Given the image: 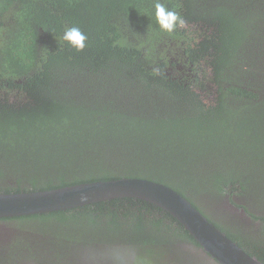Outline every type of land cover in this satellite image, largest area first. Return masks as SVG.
Segmentation results:
<instances>
[{"label": "trees", "instance_id": "1", "mask_svg": "<svg viewBox=\"0 0 264 264\" xmlns=\"http://www.w3.org/2000/svg\"><path fill=\"white\" fill-rule=\"evenodd\" d=\"M156 2L0 0V193L129 177L185 197L195 177L246 191L244 177L260 175L264 16L252 19L264 3L159 0L186 22L169 33ZM242 6L252 10L243 23L230 12ZM73 26L88 36L83 51L62 40ZM137 203L2 220L83 211L91 224L110 223L135 215Z\"/></svg>", "mask_w": 264, "mask_h": 264}, {"label": "flooded vegetation", "instance_id": "2", "mask_svg": "<svg viewBox=\"0 0 264 264\" xmlns=\"http://www.w3.org/2000/svg\"><path fill=\"white\" fill-rule=\"evenodd\" d=\"M258 172L244 177L255 183L254 189L264 179V169ZM218 184L210 187L211 198L185 197L244 253L264 264V213L256 209L247 187L244 191ZM133 210L135 215L101 224L89 223L83 211L69 214L66 221L79 218L77 227L66 224L63 216L26 222L1 219L0 264H221L172 217L143 203ZM45 223H52L53 229L41 228ZM236 224L245 234L234 233L231 225Z\"/></svg>", "mask_w": 264, "mask_h": 264}, {"label": "water", "instance_id": "3", "mask_svg": "<svg viewBox=\"0 0 264 264\" xmlns=\"http://www.w3.org/2000/svg\"><path fill=\"white\" fill-rule=\"evenodd\" d=\"M124 199L148 203L169 214L221 264H260L213 226L185 197L170 186L147 179L124 177L50 190L0 193V220Z\"/></svg>", "mask_w": 264, "mask_h": 264}, {"label": "rangeland", "instance_id": "4", "mask_svg": "<svg viewBox=\"0 0 264 264\" xmlns=\"http://www.w3.org/2000/svg\"><path fill=\"white\" fill-rule=\"evenodd\" d=\"M263 9H261L259 11V16L256 15L254 19L252 20H258L259 17H263L264 16V11H262ZM230 12L235 16V19L240 21V22H245L246 20L249 19V14L252 12V10L250 9V7H246V6H242V7H237L236 9H231ZM255 28V27H254ZM209 163H207L205 166H206V170L208 171L207 173L210 174V175H213L215 174V172L218 170L216 169V166H218L219 164L216 162V160L214 159H210L208 160ZM4 173V176H6V172H3ZM195 173V172H194ZM253 182L251 180H247V182H245V185L246 187L248 188V191L249 193L251 194V199L252 201L255 203H257V206L259 208H256L260 213H264V179L261 177V181H260V184H259V187H256L255 186V189H254V185L255 183L253 184ZM194 192H196V195H194L192 193V195L194 196V198L196 200H199L201 199V197H204L207 196V195H211L210 194V191L209 190V187H208V181L207 180H199L198 177H195L194 178ZM210 196V198H211ZM80 220L79 218L78 219H74V220H68V221H65L66 224L68 225H71V226H74V227H77L75 226L76 223H78ZM52 223H45L41 228H46V229H53L52 226H51ZM231 227L233 229H236V231H234L235 234H245L244 233V228H242V226L240 224H236V225H231ZM81 232V231H80ZM78 232L77 235L80 236L81 233Z\"/></svg>", "mask_w": 264, "mask_h": 264}, {"label": "clouds", "instance_id": "5", "mask_svg": "<svg viewBox=\"0 0 264 264\" xmlns=\"http://www.w3.org/2000/svg\"><path fill=\"white\" fill-rule=\"evenodd\" d=\"M155 16L160 28L169 33L174 31L177 26L184 27L186 23L178 12L169 10L159 0L155 3ZM62 40L76 51H83L86 47L88 36L80 27L73 26L64 30Z\"/></svg>", "mask_w": 264, "mask_h": 264}]
</instances>
